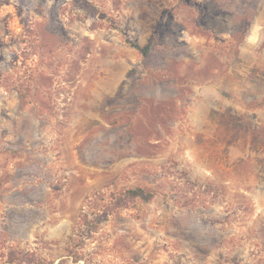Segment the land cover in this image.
Masks as SVG:
<instances>
[{"label": "rangeland", "instance_id": "rangeland-1", "mask_svg": "<svg viewBox=\"0 0 264 264\" xmlns=\"http://www.w3.org/2000/svg\"><path fill=\"white\" fill-rule=\"evenodd\" d=\"M25 256L264 264V0H0V264Z\"/></svg>", "mask_w": 264, "mask_h": 264}, {"label": "trees", "instance_id": "trees-1", "mask_svg": "<svg viewBox=\"0 0 264 264\" xmlns=\"http://www.w3.org/2000/svg\"><path fill=\"white\" fill-rule=\"evenodd\" d=\"M152 48V41L150 44L145 48V53H148L150 49ZM86 56H83L82 59H85ZM156 196V193L153 191H148L144 188L137 187L128 189L118 195L112 196V200L109 205L104 206V209L100 208L99 202L103 201V199L99 200L97 197L92 198L88 200L87 204L83 207L82 213L83 218L85 220V223H89V217L90 215H93L95 217H99V221H101V218H108L111 215H114L116 212H119L121 210L129 208L131 203H134L137 200L149 202L153 200ZM96 221V220H95ZM93 221V227L92 231L95 232L97 227H99L98 224ZM38 260L34 257L29 258V256H25V263H35Z\"/></svg>", "mask_w": 264, "mask_h": 264}]
</instances>
